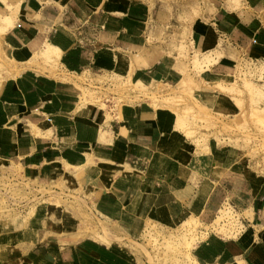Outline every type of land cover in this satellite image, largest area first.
Listing matches in <instances>:
<instances>
[{
    "label": "crops",
    "instance_id": "1",
    "mask_svg": "<svg viewBox=\"0 0 264 264\" xmlns=\"http://www.w3.org/2000/svg\"><path fill=\"white\" fill-rule=\"evenodd\" d=\"M0 15V163L57 193L79 190L99 220L135 243L201 220L227 198L247 211L243 228L207 232L191 259L264 264V171L243 149L210 137L201 150L184 133L194 116L187 106L202 116L192 103L239 112L219 87L233 75V56L241 76L264 81V0H0ZM46 46L53 60L41 56ZM186 47L200 54L191 64L199 73L188 71ZM84 77L134 94L149 84L166 94L160 84L177 90L186 77L199 87L191 106L117 92L104 109L81 98ZM79 226L71 211L41 201L24 222L0 227V264H150L130 244L80 237Z\"/></svg>",
    "mask_w": 264,
    "mask_h": 264
},
{
    "label": "rangeland",
    "instance_id": "2",
    "mask_svg": "<svg viewBox=\"0 0 264 264\" xmlns=\"http://www.w3.org/2000/svg\"><path fill=\"white\" fill-rule=\"evenodd\" d=\"M3 21L4 18L0 15V31L5 29L1 27ZM46 47L41 52V56L45 60H53L56 56L55 50L50 46ZM186 49L185 57L188 71L199 73L200 71H196L197 69L191 64L195 55L200 56V54L194 52L192 56H189V50L187 47ZM233 57L235 68L229 83H227L229 85L226 84V87L220 85L219 87L222 91H226L231 95L239 108V112L235 116L225 117L211 112L197 102L192 103L194 109H197L202 116L199 117L198 113L196 114L191 107L187 106L188 108L184 110L185 115L192 114L194 116L186 117L187 121L185 122L188 125L184 127V133L201 150L210 137H215L219 144L227 143L243 149L249 155L251 166L254 169L264 171V81L256 82L244 75L241 76L240 57ZM203 62L205 66H208L212 61L209 57H205ZM193 63L194 65L199 64L197 60ZM62 76L65 77V74H62ZM81 80L84 82L83 86H86H79L81 98L85 101L97 103L104 109L109 108L107 107L109 98L117 92L124 93L128 97L137 100L147 99L153 103H161L178 109L179 106L190 105L192 91L194 88L199 87L197 84L191 85V80L186 77L181 79V83L176 86L177 90L167 86L163 87L160 84L157 91L167 93L157 95L154 93L156 92L153 90L154 86L149 84L147 87H143L144 85L138 81L135 84L143 88L137 86L139 92L134 94L128 93L129 89L126 86L103 89L101 86L94 87L91 80L86 77L81 78ZM113 83L116 84V82ZM169 90L171 93H168ZM99 91H102V93ZM120 99L122 98L117 99V101L119 102ZM118 102H115L114 105L117 106ZM111 110L113 111V109ZM178 124L181 128L183 127V120H180L179 117ZM216 131L218 132L216 133ZM223 135L226 138L220 140L219 138ZM53 188L38 186L31 178L24 175L20 166L16 164L0 163V227L2 224L11 225L20 221L24 222L31 215L36 204L46 201L57 208L63 207L78 217L80 237L90 236L105 243L116 241L130 244L138 249L145 258L147 257L150 264H194L190 257V250L207 232L211 231L223 237H231L243 228L242 219L248 217L244 208L239 210L236 206L230 204L227 198H223L221 199V205L216 208L217 210H213V213L206 212L201 220L189 219L174 229L155 232L153 233L155 235L151 234L149 238H144L143 242L135 243L117 237L112 227L99 220L90 211L87 199L82 192L79 190H67L65 192L61 189L57 193Z\"/></svg>",
    "mask_w": 264,
    "mask_h": 264
},
{
    "label": "bare ground",
    "instance_id": "3",
    "mask_svg": "<svg viewBox=\"0 0 264 264\" xmlns=\"http://www.w3.org/2000/svg\"><path fill=\"white\" fill-rule=\"evenodd\" d=\"M61 49V48H60ZM54 53V52H53Z\"/></svg>",
    "mask_w": 264,
    "mask_h": 264
}]
</instances>
